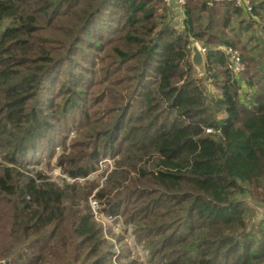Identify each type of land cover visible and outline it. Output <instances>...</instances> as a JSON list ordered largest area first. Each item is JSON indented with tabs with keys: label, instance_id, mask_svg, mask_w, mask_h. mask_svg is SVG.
I'll return each instance as SVG.
<instances>
[{
	"label": "trees",
	"instance_id": "obj_1",
	"mask_svg": "<svg viewBox=\"0 0 264 264\" xmlns=\"http://www.w3.org/2000/svg\"><path fill=\"white\" fill-rule=\"evenodd\" d=\"M247 1L185 0L178 28L163 0H0V264H141L90 198L150 264H264V0ZM42 156L67 179L29 168Z\"/></svg>",
	"mask_w": 264,
	"mask_h": 264
},
{
	"label": "rangeland",
	"instance_id": "obj_2",
	"mask_svg": "<svg viewBox=\"0 0 264 264\" xmlns=\"http://www.w3.org/2000/svg\"><path fill=\"white\" fill-rule=\"evenodd\" d=\"M179 11L181 12L180 9H175L173 11L174 23L178 28L181 25L179 24ZM198 45L200 46V44ZM202 50L204 51V49ZM28 165L29 168L41 170L47 177L51 179V181L57 184H61L63 180L67 179L63 174H61L59 169L54 166L53 161L51 162V165L47 166V160L44 156H42V158L33 162L32 164ZM112 166L113 162L111 159H104L102 162L99 163L97 170L90 175L89 179L97 180L101 185V183L106 178L107 173L111 170ZM90 208L92 210L94 219L102 223L107 239L111 240V242L114 244V251L116 252V254L123 250L124 255L129 257V259L141 264H150L148 261L147 251L143 250L135 243L134 236L132 234V228L129 225H124L120 220L112 219L110 217H104L100 213L99 203L96 199L90 198ZM257 209L259 213H262V206H259V208ZM118 238L121 239L120 242L116 241V239Z\"/></svg>",
	"mask_w": 264,
	"mask_h": 264
},
{
	"label": "water",
	"instance_id": "obj_3",
	"mask_svg": "<svg viewBox=\"0 0 264 264\" xmlns=\"http://www.w3.org/2000/svg\"><path fill=\"white\" fill-rule=\"evenodd\" d=\"M189 61L194 69L197 79L203 84L205 80V59L204 51L197 42H192L189 46Z\"/></svg>",
	"mask_w": 264,
	"mask_h": 264
},
{
	"label": "built area",
	"instance_id": "obj_4",
	"mask_svg": "<svg viewBox=\"0 0 264 264\" xmlns=\"http://www.w3.org/2000/svg\"><path fill=\"white\" fill-rule=\"evenodd\" d=\"M164 3H166L168 6H172L174 8L180 9L184 4L185 0H163ZM221 1V0H218ZM236 4L238 6L245 5L247 9L248 7V1L247 0H235ZM225 52L230 54V69L235 74H240L243 71L242 64L240 62L239 54L236 51H231L230 49L225 50Z\"/></svg>",
	"mask_w": 264,
	"mask_h": 264
},
{
	"label": "crops",
	"instance_id": "obj_5",
	"mask_svg": "<svg viewBox=\"0 0 264 264\" xmlns=\"http://www.w3.org/2000/svg\"><path fill=\"white\" fill-rule=\"evenodd\" d=\"M179 23L181 22V18H182V16H181V12L179 11Z\"/></svg>",
	"mask_w": 264,
	"mask_h": 264
}]
</instances>
